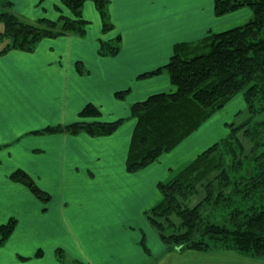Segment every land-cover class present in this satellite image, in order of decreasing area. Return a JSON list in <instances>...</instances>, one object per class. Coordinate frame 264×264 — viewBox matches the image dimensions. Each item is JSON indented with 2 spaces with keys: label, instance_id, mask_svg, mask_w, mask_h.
Returning <instances> with one entry per match:
<instances>
[{
  "label": "crops",
  "instance_id": "0c3cea01",
  "mask_svg": "<svg viewBox=\"0 0 264 264\" xmlns=\"http://www.w3.org/2000/svg\"><path fill=\"white\" fill-rule=\"evenodd\" d=\"M10 1L16 15L28 22L38 21L40 11L42 16L47 11L48 0H26L38 15L24 18L17 12L18 0ZM59 3L51 0L50 5ZM173 4L168 16V5ZM213 4L214 0H108L113 29L103 32L99 10L86 1L81 9L88 21L83 36L46 38L31 52L0 54V226L11 219L16 222L0 245V264H60L56 250L69 246L81 251L71 249L86 264H258L228 254L168 251L157 234L145 245L141 235L123 240L113 235L129 225H149L144 214L161 199L157 184L169 181L170 172L195 158L177 168L163 158L134 173L125 168L135 125L130 107L172 89L165 73L139 76L163 66L177 44H196L209 31L233 28L251 18L245 9L216 17ZM117 35L122 39L119 52L99 55V42ZM120 91L128 92L117 99L114 95ZM89 104L99 109L100 120L124 122L106 137L83 131L37 133L78 121ZM17 170L27 173L49 201L42 202L12 181L10 175ZM86 249L96 257L85 256Z\"/></svg>",
  "mask_w": 264,
  "mask_h": 264
},
{
  "label": "trees",
  "instance_id": "16d2710c",
  "mask_svg": "<svg viewBox=\"0 0 264 264\" xmlns=\"http://www.w3.org/2000/svg\"><path fill=\"white\" fill-rule=\"evenodd\" d=\"M86 1H93L99 10L103 32L113 29L107 13L108 0H60L54 8L67 9L71 16L59 15L55 21L42 17L28 22L12 10L7 0L0 10V54L11 50L31 52L46 38L83 36L88 25L81 14ZM248 8L251 18L243 25L219 32H207L196 44L180 43L161 67L139 77L165 73L172 89L136 102L130 107L135 121L125 168L134 173L158 161L164 153L177 147L196 131L205 120L219 111L240 93L251 114L264 112V0H214L213 13L222 17ZM121 36L100 41L98 54L114 56L119 52ZM207 52L191 56L198 48ZM128 91L115 93L122 99ZM101 112L86 105L79 120L47 127L37 133L85 132L91 137L112 135L124 122L99 119ZM250 121L232 127L227 138L213 143L166 182H159L161 199L144 217L168 251L217 253L264 261V121L250 128ZM252 141L250 154L242 161L229 162L230 152L240 141L235 130ZM235 139H234V137ZM242 147V145H241ZM229 162V163H227ZM10 179L27 187L42 202L49 195L39 189L22 170ZM196 204L191 197L200 194ZM15 220L0 226V245L11 235ZM145 245L144 239L141 242ZM62 250H56L61 260ZM60 264L61 261H60Z\"/></svg>",
  "mask_w": 264,
  "mask_h": 264
},
{
  "label": "rangeland",
  "instance_id": "374dc122",
  "mask_svg": "<svg viewBox=\"0 0 264 264\" xmlns=\"http://www.w3.org/2000/svg\"><path fill=\"white\" fill-rule=\"evenodd\" d=\"M6 2L7 0H0V10L3 8ZM27 3L28 2L26 0L15 1V6H17L18 14L23 16L24 18L37 17L38 15L37 11L32 10L31 7H29ZM50 3H51V0H48L45 3V5L47 6L46 7L47 11H43L44 13L43 16L41 14L42 12L40 11L39 17H44L46 19L55 21L58 19L59 15L62 14V15L67 16L70 13L65 8H63V10L59 12L54 7H51ZM173 9H174V4L172 7L168 5V10H169L167 13L168 16H170V11ZM243 9L249 11L247 7L242 8V10ZM11 11L15 13L13 9ZM91 21H92L93 26H95L94 20L92 19ZM243 23H245L244 20L242 22H239L238 24L232 25L231 27H234L236 25L243 24ZM2 28H3V25L2 23H0V30H2ZM3 45H4V42L0 43V49L2 48ZM205 52H207V49L200 47L197 49L195 53L189 54V55L194 56V55L202 54ZM245 121H250V126L248 127L253 128L255 127V124L257 122L264 121V112H259L256 114H251L250 112H248L242 95L240 93H237L223 110L210 116L207 120H205V122L201 124V126L196 131H194L191 135L185 138L177 147H175L170 152L164 153L163 155H161L158 161H160L161 158L166 159L165 163L173 164L175 168H177L179 165H185L183 164V163H186L185 161H187L191 157L198 156L201 152H203L208 147H210L211 144L218 142L221 139L227 138V136L230 134L232 127L237 128ZM244 129L245 127H241L235 130V137L240 141L242 147L241 145H237L236 147H234V149L228 152V155H227L228 161L233 164L235 163L233 161L236 159L246 161L244 157L251 153L250 150L252 146V141H250L247 136L243 135L242 131ZM177 172L178 170L176 172L175 171L170 172V174L173 175V174H176ZM196 190L199 192L201 190V192L200 194L194 195L193 197H191L190 201L192 204H196L197 201L200 199V196L204 195L206 192L205 189H199V187H197ZM113 235H114V238H118L121 240L129 239V238L137 239L141 235V239H143L144 237L145 238L144 241H146V244H149V242L152 243V241L154 240V235H156V233L150 225H147L145 227L143 224L142 225L135 224L134 226L129 225L127 227V231L119 230L113 233ZM151 243H150V248L152 249V251H154V248H152ZM71 249L78 251V249L74 246L64 247L62 250L63 251L62 257H61V260H59V263L61 261L62 264H86L84 262V259L79 258L77 254L72 253ZM96 254H97L96 252L88 250L87 255L85 256H88L89 258H95ZM82 256L84 257V253ZM143 264H148V262H145ZM258 264H264V261H258Z\"/></svg>",
  "mask_w": 264,
  "mask_h": 264
}]
</instances>
